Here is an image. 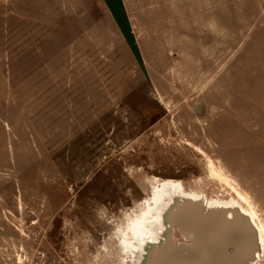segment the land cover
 I'll return each mask as SVG.
<instances>
[{
    "label": "rangeland",
    "instance_id": "374dc122",
    "mask_svg": "<svg viewBox=\"0 0 264 264\" xmlns=\"http://www.w3.org/2000/svg\"><path fill=\"white\" fill-rule=\"evenodd\" d=\"M165 180L264 220V0H0V264H142ZM199 221L194 261L254 254Z\"/></svg>",
    "mask_w": 264,
    "mask_h": 264
},
{
    "label": "bare ground",
    "instance_id": "6f19581e",
    "mask_svg": "<svg viewBox=\"0 0 264 264\" xmlns=\"http://www.w3.org/2000/svg\"><path fill=\"white\" fill-rule=\"evenodd\" d=\"M159 185L161 188L157 190L154 198L156 209L152 221L140 222L136 227L135 235L140 240L138 251L135 253L138 258L136 261L148 264L151 260L156 259L158 263L160 259L164 260L165 258L163 264H202L200 261L192 259L191 249L186 247L187 245L182 247L183 244L176 243L173 237L174 227L179 225L186 230L189 222L192 226L197 227V222H200V219L214 217L229 223H241L247 229L250 248L253 249L254 254L245 256L239 264H252L254 260L260 259L261 251L264 249V220L257 207L245 194L237 191L239 201L235 202L233 206H227L225 203H204L201 205L202 201L200 203L199 197L195 195L189 197L185 194L182 182L179 180H165L161 181ZM166 198L170 201L165 206L163 203ZM143 229L148 230V234H145ZM232 247L236 248V246ZM162 249L168 250L162 251ZM180 249H184L185 252L168 259L170 257L167 255L168 253L173 254L174 251L178 252ZM189 255L190 257H188ZM240 255L242 254L240 253Z\"/></svg>",
    "mask_w": 264,
    "mask_h": 264
}]
</instances>
